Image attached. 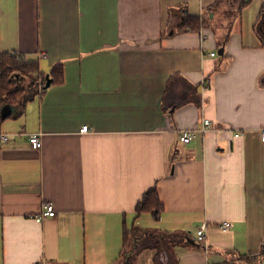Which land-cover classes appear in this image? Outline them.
I'll return each instance as SVG.
<instances>
[{"label":"crops","instance_id":"0c3cea01","mask_svg":"<svg viewBox=\"0 0 264 264\" xmlns=\"http://www.w3.org/2000/svg\"><path fill=\"white\" fill-rule=\"evenodd\" d=\"M216 1L0 0V53L65 68L1 108L0 264H264L249 257L264 243V0H223L209 26L175 31L174 9ZM150 188L163 209L137 218ZM136 224L152 246L123 252Z\"/></svg>","mask_w":264,"mask_h":264},{"label":"trees","instance_id":"16d2710c","mask_svg":"<svg viewBox=\"0 0 264 264\" xmlns=\"http://www.w3.org/2000/svg\"><path fill=\"white\" fill-rule=\"evenodd\" d=\"M223 0H217L215 3L208 7V10L204 15H194L190 14L187 11H182V8H176L172 12L178 13L180 22L175 31L181 33L185 31H201L203 27L210 25L208 22L210 19L211 12L218 9ZM244 3L241 4V6ZM239 7V10L241 9ZM228 13H232L231 10ZM264 18V4L261 8V18ZM262 23L258 22L256 27ZM263 24V23H262ZM214 34H217V29H211ZM263 34L264 30L260 29ZM260 31V32H261ZM231 29H228V32L223 36L224 42H226L230 36ZM262 35V33H261ZM263 36V35H262ZM264 37V36H263ZM221 46L223 43H219ZM223 55V53L221 54ZM65 68L62 62L56 63L53 66V69L50 71L51 83H62L64 81ZM29 80V95L26 94L27 88L23 87L22 82ZM41 80V83L39 82ZM48 77L47 73L41 72L39 68V63L37 59H32L27 57L24 54L18 52H2L0 53V124L4 119L1 108L4 104H9L12 107L19 108V110L24 109L25 102L27 97L29 99L32 97L30 95L31 91L35 88L39 90L41 85V90L45 92L47 90L46 83ZM196 92V91H195ZM190 100V99H189ZM176 102V101H175ZM184 100H179L176 106L182 104ZM174 106V104L172 105ZM14 113V112H13ZM163 209V203L160 199L159 193L156 188H150L145 191L141 200L136 204V215L137 218L144 213H151L153 216L158 217L160 212ZM151 232L148 230H143L139 225H133L131 227L125 226L124 228V248L125 250L127 245L133 244L136 246V250L141 248L152 246L149 242ZM148 236V237H147ZM168 236V235H165ZM161 242L156 241L153 246L159 251V255L163 253ZM247 257V256H246ZM249 257L253 258H264V243L261 245V249L255 255H250ZM41 264V263H36Z\"/></svg>","mask_w":264,"mask_h":264},{"label":"built area","instance_id":"2783aa9c","mask_svg":"<svg viewBox=\"0 0 264 264\" xmlns=\"http://www.w3.org/2000/svg\"><path fill=\"white\" fill-rule=\"evenodd\" d=\"M216 51H212L210 52L211 56L216 55ZM213 124L212 121H210V119L205 118V120L203 121V126H202V130L207 131L208 129L212 128ZM89 130V125H83L80 128V131L82 132H87ZM261 134L264 137V127L261 129ZM240 134L237 133L236 136H239ZM194 138V132L192 129H188V130H184L181 135H180V140L185 142V143H189L193 140ZM9 139V135L8 134H1L0 133V140H8ZM31 145L34 148H39L42 145V140H41V134L38 133H33L29 136ZM56 214V209L54 207L53 204H47L45 205V208L41 214V216L37 217V220L42 219L43 216L46 215H50L53 216ZM219 226L222 227L223 229H228L231 226V222L230 221H223L221 223H219ZM208 223L203 221L197 224V226L195 227V235L197 237V240L202 243L205 240L206 234H207V230H208Z\"/></svg>","mask_w":264,"mask_h":264},{"label":"water","instance_id":"95a60500","mask_svg":"<svg viewBox=\"0 0 264 264\" xmlns=\"http://www.w3.org/2000/svg\"><path fill=\"white\" fill-rule=\"evenodd\" d=\"M220 53H223V47L220 49ZM47 77H48V80H47V83H46V87L51 84V78H50L49 74H47Z\"/></svg>","mask_w":264,"mask_h":264},{"label":"rangeland","instance_id":"374dc122","mask_svg":"<svg viewBox=\"0 0 264 264\" xmlns=\"http://www.w3.org/2000/svg\"><path fill=\"white\" fill-rule=\"evenodd\" d=\"M27 82H29V80H27Z\"/></svg>","mask_w":264,"mask_h":264}]
</instances>
